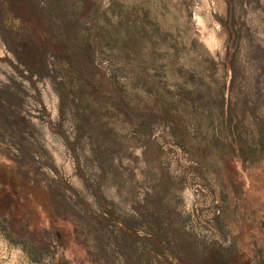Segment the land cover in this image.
Wrapping results in <instances>:
<instances>
[{
    "label": "rangeland",
    "instance_id": "obj_1",
    "mask_svg": "<svg viewBox=\"0 0 264 264\" xmlns=\"http://www.w3.org/2000/svg\"><path fill=\"white\" fill-rule=\"evenodd\" d=\"M0 198V264H264V0H0Z\"/></svg>",
    "mask_w": 264,
    "mask_h": 264
},
{
    "label": "trees",
    "instance_id": "obj_2",
    "mask_svg": "<svg viewBox=\"0 0 264 264\" xmlns=\"http://www.w3.org/2000/svg\"><path fill=\"white\" fill-rule=\"evenodd\" d=\"M4 198H0V225L4 226L10 230V236H16L22 234L20 231H17L13 229L10 225L11 222V210L9 208L5 207V201ZM50 251V244L49 242L43 241L42 243L38 244L37 246V253L41 252H47Z\"/></svg>",
    "mask_w": 264,
    "mask_h": 264
}]
</instances>
